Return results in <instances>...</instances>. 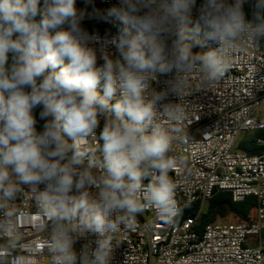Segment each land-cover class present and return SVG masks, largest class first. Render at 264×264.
I'll use <instances>...</instances> for the list:
<instances>
[{
  "label": "clouds",
  "instance_id": "obj_1",
  "mask_svg": "<svg viewBox=\"0 0 264 264\" xmlns=\"http://www.w3.org/2000/svg\"><path fill=\"white\" fill-rule=\"evenodd\" d=\"M195 2L120 0L86 13L76 0H0V264H30L36 254L20 244L30 206L43 218L36 230L47 234L52 264H109L122 225L149 208L168 224L182 214L170 173L186 164L172 154L185 139V93L220 79L243 43L264 39V0L251 19L248 0H205L193 23ZM86 15L118 29L108 42L119 56L105 51L99 67ZM201 36L219 46L194 53L190 41ZM173 72L162 90L152 86ZM89 234L95 248L89 241L78 255L75 243ZM17 247L28 254L13 256Z\"/></svg>",
  "mask_w": 264,
  "mask_h": 264
},
{
  "label": "built area",
  "instance_id": "obj_2",
  "mask_svg": "<svg viewBox=\"0 0 264 264\" xmlns=\"http://www.w3.org/2000/svg\"><path fill=\"white\" fill-rule=\"evenodd\" d=\"M204 2L196 0L191 14L193 23ZM93 3L92 8L76 7L86 13L93 9L104 12L119 6L120 0H93ZM254 3L255 0H248L244 6L252 10ZM90 25L106 30H92ZM81 27L90 36L99 38L87 45L96 51L98 67L104 63L102 55L105 51L113 59L119 56L115 45L108 42L118 33L113 24L89 19L86 15ZM190 43L194 53H205L219 46L216 42L204 41L202 36ZM11 63L12 54L9 53L8 64ZM174 75L173 72L159 76L158 82H153L152 86L162 90L166 86L164 82ZM192 80L195 83L197 78L193 76ZM169 100L178 102L175 96H170ZM262 106L264 39L259 47L251 42L243 43L237 50L232 67L220 79L198 93L191 90L185 93L184 107L188 115L183 125L185 139L173 146L172 154L182 158L186 164L170 175L179 181L176 192L179 205L181 208L198 206L196 214L180 221L178 217L174 223L168 224L154 209H146L114 234L109 264H264V150L249 155L238 148L239 142L254 132L262 133L256 138V144L264 147V112H259ZM99 120L97 136L103 129L105 117L100 116ZM143 182L146 184L148 180ZM23 187L28 191V186ZM43 188L44 185H40V189ZM91 191L97 190L92 188ZM218 192L228 193L234 203L254 197L253 221L249 224L216 221L206 224L200 231L196 230L204 205ZM17 203L23 205L25 201L18 199ZM31 203L34 205L35 201ZM42 219L35 206L21 212L24 236L20 244L29 242L35 246L36 254L30 264H52L47 251V234L36 230ZM96 239L92 234L79 239L74 245L77 254L89 241L93 242L91 247L94 249ZM5 242L6 238L0 237V244ZM21 254L28 253L20 247L12 251L13 256Z\"/></svg>",
  "mask_w": 264,
  "mask_h": 264
},
{
  "label": "trees",
  "instance_id": "obj_3",
  "mask_svg": "<svg viewBox=\"0 0 264 264\" xmlns=\"http://www.w3.org/2000/svg\"><path fill=\"white\" fill-rule=\"evenodd\" d=\"M256 3V0H255ZM254 3V5H255ZM43 0H41V5ZM76 6L81 9L92 8L94 6L93 0H76ZM254 7V6H253ZM245 12L248 14L247 18L251 19V11L248 7L244 6ZM39 19V17H37ZM92 30L105 31L106 29L98 28L96 26H89ZM41 108L38 107L34 110V116L36 117L37 131H43V125L45 120L40 119L39 112ZM261 132H254L246 137H244L238 144V148L249 155H256L264 150V147L258 146L256 144V138L261 136ZM256 207V199L254 197H247L244 201L234 203L231 197L226 192H218L214 197L207 203V210L201 212L198 223L196 225V230L200 231L203 227L212 222L224 221V222H235L249 224L254 219V208ZM182 214L179 216L178 220H182L188 216H194L197 212L198 206L191 205L182 208Z\"/></svg>",
  "mask_w": 264,
  "mask_h": 264
},
{
  "label": "rangeland",
  "instance_id": "obj_4",
  "mask_svg": "<svg viewBox=\"0 0 264 264\" xmlns=\"http://www.w3.org/2000/svg\"><path fill=\"white\" fill-rule=\"evenodd\" d=\"M259 112H264V106H262L259 110ZM207 210V204L204 205L203 207V212H205Z\"/></svg>",
  "mask_w": 264,
  "mask_h": 264
}]
</instances>
